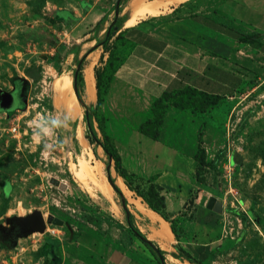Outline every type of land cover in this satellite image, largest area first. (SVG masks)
<instances>
[{
	"label": "rangeland",
	"instance_id": "1",
	"mask_svg": "<svg viewBox=\"0 0 264 264\" xmlns=\"http://www.w3.org/2000/svg\"><path fill=\"white\" fill-rule=\"evenodd\" d=\"M115 1L0 0V97L12 93L16 103L11 113L0 111V264H68L57 253L64 238L72 239L68 225L96 234L127 232L119 196L106 181L108 161L111 177H120L128 191L124 194L116 186L142 233L151 237L148 219L135 210L134 200L156 206L157 198L148 190L155 176L166 171V177H172L167 171L176 172V181L169 185L181 206L167 219L176 231L184 227L187 241L210 243L209 254L200 259L203 264H264V34L243 44L230 27L228 51L212 54L207 78L198 77L191 86L180 85L153 98L110 73L107 63L114 65L123 58L128 45L114 38L105 47L98 45L114 19ZM128 2L121 0L116 20H126ZM164 3L152 2L158 8L168 5ZM102 16L104 21L93 29ZM86 53L78 95L99 145L119 156L118 169L101 146L89 143L84 109L75 96L81 114L70 119L69 127L57 129L39 144L32 135L29 121L37 113L62 115L53 83L67 74L72 89L73 71ZM89 65L94 85L96 77L99 84L94 100H87L84 91ZM213 96L218 97L216 104L204 106ZM77 129L83 141L77 139ZM199 131L205 161L211 166L192 158ZM45 143L59 147L48 149ZM161 146L172 153L167 155ZM83 149L92 153L89 163L100 171L96 174L100 187L93 185L91 192L69 169ZM52 178L64 183L65 190L53 185ZM160 191L168 193L163 187ZM210 197L222 202V214L205 208ZM33 210L44 220L52 215L64 224H47L41 235L16 237L2 247L10 219ZM50 240L58 241L55 247ZM179 246L188 250L184 243ZM168 251L162 254L165 264H178L166 259L176 255L174 249Z\"/></svg>",
	"mask_w": 264,
	"mask_h": 264
},
{
	"label": "crops",
	"instance_id": "2",
	"mask_svg": "<svg viewBox=\"0 0 264 264\" xmlns=\"http://www.w3.org/2000/svg\"><path fill=\"white\" fill-rule=\"evenodd\" d=\"M154 1L167 2L168 5L159 7L157 15L146 16L133 26L125 28L121 25L112 37L120 33L129 47L113 76L153 98L180 85L191 86L198 77L207 78L212 54L222 55L228 51L226 42L230 27L238 36L253 32L259 33L257 37L264 34V0H182L177 3H173L174 0H144L148 4ZM128 16L127 13L126 19ZM161 147H164L167 155L172 153L170 148ZM165 172L160 171L153 184L168 192L161 194L159 190V194L164 195V212L171 218L177 215L181 203H175L177 195L169 185V182L176 181V172L167 171L172 177H166ZM178 198L182 202L181 197ZM166 223L170 230V223ZM134 225L147 241L160 251H166L156 238L142 233L135 219ZM147 227L152 235L153 227L149 220ZM75 229L82 235H76L77 240H74L73 230L70 229L72 239L64 238L66 243H60L58 250L59 256L68 264H159L148 249L127 232L118 230L110 234H96ZM180 229L178 239L170 230V251L184 243L188 250L180 248L190 256L194 254L203 259L209 254L210 243L187 241L184 227Z\"/></svg>",
	"mask_w": 264,
	"mask_h": 264
},
{
	"label": "bare ground",
	"instance_id": "3",
	"mask_svg": "<svg viewBox=\"0 0 264 264\" xmlns=\"http://www.w3.org/2000/svg\"><path fill=\"white\" fill-rule=\"evenodd\" d=\"M174 1L179 2L182 0ZM127 10L129 16L123 22V26L125 28L135 25L139 20L145 18L146 16L157 15L159 13L157 4L142 3V0H129L127 4ZM84 80V91L86 99L93 100L95 95V87L91 65L86 68ZM53 92L56 95L57 104L61 107L62 115L68 116L72 120L80 116L81 112L75 103L74 95L71 89V78L69 75L61 74L56 78L55 82L53 83ZM77 139H81L83 141L81 129H77ZM90 156H92V153H85L83 149L79 156L75 158V162L70 163L69 165V169L73 174V177L77 180V182H79V184L86 192H91V187L93 185H96V187L98 188L100 187L99 182L96 178V174L100 173V171H98L99 167L91 166V164L89 163ZM112 177L115 180V186H117L122 193L127 194L128 191L122 183L121 178L117 177L114 174H112ZM104 194H106L105 191ZM107 195L108 194H106V196ZM134 203L135 210L145 216L153 227V234L151 235V237L157 239L162 249H165L166 251L170 250L169 245L172 244V235L169 230L168 224L163 219L158 217L155 213L150 211V209L142 204L140 200L136 199L134 200ZM49 232L51 234H55V230L53 229L49 230ZM37 234L41 235L42 233ZM167 257V260L170 259V261H174L178 264H184L178 262L177 260H174L170 256Z\"/></svg>",
	"mask_w": 264,
	"mask_h": 264
},
{
	"label": "trees",
	"instance_id": "4",
	"mask_svg": "<svg viewBox=\"0 0 264 264\" xmlns=\"http://www.w3.org/2000/svg\"><path fill=\"white\" fill-rule=\"evenodd\" d=\"M104 21V17L102 16L95 24V26L93 27L96 28L98 24H100L101 22ZM125 20H122V19H118L113 22V24H111L109 26V28H107L106 32H105V35H104V39L103 41L99 42L98 45L101 46V47H105V45L107 44V42L114 36V34L116 32H118L121 28V25L123 24ZM116 24V26H115ZM115 28V29H114ZM109 29V31H108ZM114 29V32L111 34V30ZM108 31V32H107ZM259 34V33H252V34H249V35H244L242 34L241 36H239V39H238V42L239 43H243V44H251L253 42L256 41V38H258L256 35ZM114 39L116 40H121L123 43V37L121 36L120 33H118ZM126 44V43H125ZM127 45V44H126ZM126 55V54H125ZM124 55V57H125ZM123 57V58H124ZM121 58L120 60H117L116 63L114 65H111V63H107V66L110 70V73L111 75H114L116 69L118 68V66L120 65L122 59ZM80 74H79V71H78V74L76 76V86H77V82L80 81ZM99 87V84H98V79L96 77V82H95V88L98 89ZM168 92H163L162 94H167ZM205 96L208 97V95L204 94ZM212 100L210 103H206L204 101L203 105L204 106H207V105H212V104H216L217 102V99L218 97L217 96H213V97H210ZM96 102H99V97L96 96ZM88 126H89V134H90V138L88 139L89 143L92 144V142H96L97 140L95 139V135H94V132H93V129H92V126L90 123H88ZM157 132H153L152 133V139L153 140H156L157 139ZM196 140H197V150L196 152L194 153L193 155V159L194 161H196L199 165L201 166H211L212 163H206L205 161V156H204V151L201 147V132H197L196 134ZM101 145V144H100ZM101 148L103 150V152L105 153V155L108 157V159H112L116 165V169L120 168V158L118 155H116L115 153H112L105 145H101ZM196 176V174H195ZM150 191V197L156 199V203L157 205L155 206L154 204H151V203H147V207L153 211L154 213L158 214L164 221L168 222V219H167V215L165 214L164 212V198L162 195H159V190L155 185H150L149 189ZM154 190V192L156 194H152V191ZM134 192L139 195V193L137 192V189H134ZM118 196L121 197V193L118 191ZM125 202V201H124ZM188 203L192 204L193 203V199L191 198ZM126 222V220H125ZM170 223V230L172 232V234L174 235V237L176 239H178L180 237V232H181V229H178L179 231H176L173 227H172V223L169 221ZM127 225V223H126ZM127 233L131 234L132 236H134L135 238H137L139 240V238H142V239H145V237L139 232V230L136 228V226L134 225V222H133V218H132V215H129V224L127 225ZM146 240V239H145ZM58 241L56 240H50L48 241V243L52 246V247H55V245L57 244ZM8 242L7 241H4V245H2V247H7V244ZM147 249L148 251L158 260V257H157V254H160L162 256L163 252L160 251L157 247H155L150 241H147L146 240V243H142ZM6 245V246H5ZM9 246V245H8ZM177 252V255H173V257L177 260H185L187 261L188 263L190 264H203V262L199 259H195L194 257L190 256L188 253H186L184 250H182L180 247H175L174 248ZM40 249H38L39 251ZM58 253V252H57ZM59 254V253H58ZM159 262V260H158ZM160 264V262H159Z\"/></svg>",
	"mask_w": 264,
	"mask_h": 264
},
{
	"label": "water",
	"instance_id": "5",
	"mask_svg": "<svg viewBox=\"0 0 264 264\" xmlns=\"http://www.w3.org/2000/svg\"><path fill=\"white\" fill-rule=\"evenodd\" d=\"M121 0H116L114 3V19L112 21L111 24H113V22L115 21L116 17L118 16V9H119V5H120ZM110 24V25H111ZM109 25V26H110ZM109 28V27H108ZM109 31V29H108ZM107 31V32H108ZM87 56L84 55V57H82L81 59L78 60L76 67L73 71L72 74V90H73V94L75 96L76 101L78 102V104L84 109V104L81 101L79 95H78V91H77V86H76V76L78 74V71L80 69V65L82 63V61L84 60V58ZM41 59L46 60V57L44 56H40ZM16 103H15V99H14V95L12 93H4L1 95L0 97V111H7L8 113H11L15 108H16ZM84 117L86 119V124L88 126V115H87V110L84 109ZM89 129V126H88ZM96 144L99 145L98 141L95 142ZM101 146V145H99ZM105 177H106V181L107 183L110 185V187L112 188V190L114 191V193H116L118 195V188L115 186L114 181H112V177L110 175V161H108L107 165L105 166ZM50 182L57 186L60 190L64 191L65 190V185L64 183L58 181L55 178H52V180L50 179ZM120 192V191H119ZM122 195V194H121ZM120 199V206L121 209L124 212L125 215V220L127 225L129 224V212L127 210L126 204H125V200L123 195L121 197H119ZM206 208L210 211H212L213 213L216 214H222V202L220 200H217L214 197H210L207 201L206 204ZM10 222H14V224L18 227L20 234L18 235V237H26L34 232H38V233H43L46 224H58V226H62L63 222L57 218H55L52 215H49L46 220H44V218L42 217V214L40 213V211L38 210H33L30 214L24 216V217H13L12 219H10ZM70 229L73 230V234H74V240L76 239V235H82L77 229H75L72 225H69ZM139 241L141 243H146L145 239L139 238ZM158 260L160 262V264H165L164 259L162 258V256L160 254H157Z\"/></svg>",
	"mask_w": 264,
	"mask_h": 264
},
{
	"label": "clouds",
	"instance_id": "6",
	"mask_svg": "<svg viewBox=\"0 0 264 264\" xmlns=\"http://www.w3.org/2000/svg\"><path fill=\"white\" fill-rule=\"evenodd\" d=\"M32 126V135L34 141L39 144L45 141L46 137H52L55 135L56 130L60 128H66L70 126V118L65 115H41L36 114V118L29 121ZM45 147L51 149L53 147H59L58 144L49 145L45 143Z\"/></svg>",
	"mask_w": 264,
	"mask_h": 264
},
{
	"label": "flooded vegetation",
	"instance_id": "7",
	"mask_svg": "<svg viewBox=\"0 0 264 264\" xmlns=\"http://www.w3.org/2000/svg\"><path fill=\"white\" fill-rule=\"evenodd\" d=\"M8 224H9V228L6 231V233H7V242L10 243L13 239H15L16 237H18V235L20 234V232H19L18 227L14 224V222H10L9 221ZM63 224H64V222H63Z\"/></svg>",
	"mask_w": 264,
	"mask_h": 264
},
{
	"label": "built area",
	"instance_id": "8",
	"mask_svg": "<svg viewBox=\"0 0 264 264\" xmlns=\"http://www.w3.org/2000/svg\"><path fill=\"white\" fill-rule=\"evenodd\" d=\"M51 234V233H50Z\"/></svg>",
	"mask_w": 264,
	"mask_h": 264
}]
</instances>
